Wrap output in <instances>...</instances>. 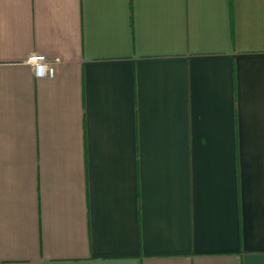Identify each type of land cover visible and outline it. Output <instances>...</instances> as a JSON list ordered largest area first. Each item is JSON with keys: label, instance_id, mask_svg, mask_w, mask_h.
Masks as SVG:
<instances>
[{"label": "crops", "instance_id": "1", "mask_svg": "<svg viewBox=\"0 0 264 264\" xmlns=\"http://www.w3.org/2000/svg\"><path fill=\"white\" fill-rule=\"evenodd\" d=\"M0 264H264V0H0Z\"/></svg>", "mask_w": 264, "mask_h": 264}, {"label": "built area", "instance_id": "2", "mask_svg": "<svg viewBox=\"0 0 264 264\" xmlns=\"http://www.w3.org/2000/svg\"><path fill=\"white\" fill-rule=\"evenodd\" d=\"M59 60V58L49 60L48 57L44 54L33 53L30 56V62L35 69L36 77L54 76L55 63H58Z\"/></svg>", "mask_w": 264, "mask_h": 264}]
</instances>
